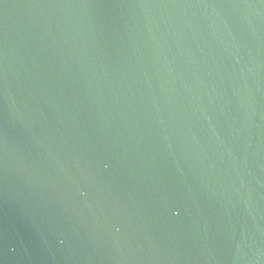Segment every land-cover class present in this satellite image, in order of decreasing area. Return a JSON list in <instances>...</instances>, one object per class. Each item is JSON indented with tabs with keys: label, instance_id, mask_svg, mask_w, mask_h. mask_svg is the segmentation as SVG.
<instances>
[{
	"label": "water",
	"instance_id": "water-1",
	"mask_svg": "<svg viewBox=\"0 0 264 264\" xmlns=\"http://www.w3.org/2000/svg\"><path fill=\"white\" fill-rule=\"evenodd\" d=\"M0 264H264V0H0Z\"/></svg>",
	"mask_w": 264,
	"mask_h": 264
}]
</instances>
